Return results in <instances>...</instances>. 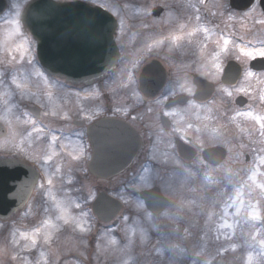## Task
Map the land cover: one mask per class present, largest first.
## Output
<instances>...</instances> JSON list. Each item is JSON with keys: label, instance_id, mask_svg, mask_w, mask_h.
Masks as SVG:
<instances>
[{"label": "flooded vegetation", "instance_id": "1", "mask_svg": "<svg viewBox=\"0 0 264 264\" xmlns=\"http://www.w3.org/2000/svg\"><path fill=\"white\" fill-rule=\"evenodd\" d=\"M31 1L0 0V25L9 29L17 25L21 36L32 43L33 38L20 24L22 12ZM84 1L105 8L116 18L118 26L115 39L121 56L112 71L91 85H72L54 78L43 70L36 59L35 66L26 67L30 77H25L24 81L33 85L30 87L33 93L25 98L16 95L23 109H16L15 112L24 122L20 132L23 134L17 137L18 146L12 148L7 139L10 133L0 139L5 141L0 147V160H18L20 164L37 171L38 176L27 197L24 179L18 178L11 183L9 178H4L0 184V261L3 264H25L22 235L40 228L42 217L48 218L62 212L63 206L58 207L56 204L57 190L61 191L58 185L64 186L66 194L74 195L75 204L79 207H73L72 212L89 214L87 234L92 235V243H97L103 229L107 227L117 230L116 236L121 234L125 227L123 216L128 204L123 201L122 185L140 179L148 167L153 171L150 177L152 181L169 179L178 171L183 176L193 175L190 177L192 183H235L238 186L250 180V171L258 168L260 153L264 160V136L261 135L260 121L245 115L251 112L253 116H264V100L260 99L264 94V68L251 70L249 57L239 49L232 50L227 56L218 55L210 40L205 49H186L190 42L197 39L195 30L202 32L204 27L208 34L221 31L226 38L248 49L250 8H233L230 0L220 3L214 0H168L160 3L157 0L112 4L105 0ZM159 7L162 10L157 15L154 10ZM261 19L259 23L264 21L262 10ZM260 32L263 39L259 45L264 48V23L260 25ZM4 34L0 32V39H4ZM203 34L200 37L202 39L206 36ZM177 35L182 49L179 48L178 59H170V55L175 56L177 53L170 54L164 42ZM155 36L162 39L163 44L153 47ZM129 52H132L135 65L130 68L127 76L122 70ZM153 61L160 63L148 72L146 86L142 87L143 70ZM229 61H235L241 66V77L232 85L222 82ZM174 63H178L177 67ZM248 72L253 75H246ZM10 73L8 71L6 74ZM5 80L8 81L9 77H5ZM201 80H204L203 83ZM199 83L203 86L199 87ZM158 84L162 86L156 92ZM214 85L215 92L211 94ZM241 85L250 86L249 91L231 93V96L225 92L235 91ZM47 87L53 89L52 94L58 98L59 110L56 114L48 115L42 94L34 97L40 88ZM199 95H208L209 99L201 101L197 98ZM178 96L181 102L168 106ZM239 96L246 97L244 106L237 104ZM32 106L39 108V112H36L39 113L38 117L30 111ZM104 118L121 120L135 128L141 139V148L122 173L108 179H99L89 172L92 147L88 129ZM27 120H30V124L26 123ZM38 127V144L31 150L23 147L26 133ZM54 133L58 136L55 142L52 139ZM63 143L67 144L66 147ZM180 147L183 148L182 155ZM214 148L213 154L208 153L209 149ZM56 153L61 158L56 157ZM59 164L68 167L69 171L73 170L70 185L64 177L47 176V171ZM136 171L140 173L139 177H134ZM258 179L264 181V174L258 175ZM156 185L161 184H153L145 190ZM91 191L95 193L93 198L89 194ZM101 193L121 200L124 204V209L109 223L100 221L93 214V201ZM71 227L64 224L61 236L72 232ZM10 239L15 242L12 250ZM16 245L19 247L15 248ZM63 249L66 255L57 256L58 247L55 253L52 251V264H100V259L86 256L85 250ZM13 256L15 259H12ZM35 256L36 251H33L32 257Z\"/></svg>", "mask_w": 264, "mask_h": 264}, {"label": "rangeland", "instance_id": "2", "mask_svg": "<svg viewBox=\"0 0 264 264\" xmlns=\"http://www.w3.org/2000/svg\"><path fill=\"white\" fill-rule=\"evenodd\" d=\"M105 1L112 4L132 1L148 3L157 0ZM166 1L168 0H160V3ZM214 1L215 3L228 2V0ZM258 1L256 0L249 9L248 18V50L253 51L261 49L259 43L263 39L260 32L261 23L259 21L262 19ZM0 27V32L5 33L4 39H0V67H5L4 69L0 68V122L8 127L10 135L7 139L9 147L12 148V146H18L17 137L22 136L23 133H20L21 125L24 124L22 117L15 115L17 109L15 95H22L21 97L25 98L28 94L33 93L30 90L33 85L24 81V78L30 77L26 67L35 66L33 53L36 45L35 42H32L33 45L28 39L21 36L17 25H12L11 29L2 25ZM203 33L206 34L204 39L200 38L204 36ZM195 35L197 39L189 43L187 50L205 49L209 40L220 56H227L232 50L239 49L240 51L243 47L238 46L236 41L226 38V35L221 34V31H212V35H210L204 27L202 32L195 30ZM158 36L153 38V40L156 39L153 41V47L163 44V40ZM173 38L170 37L164 44L170 54L177 53L175 56L170 55L169 58L178 59L179 48L182 49L180 37L177 35ZM224 40H229L230 43L225 45ZM13 56L16 57V60L9 65L7 61L12 60ZM249 59L254 58L249 57ZM134 60L132 52L127 53L123 62L125 66L122 70L123 74L129 76L130 68L135 65ZM174 64L177 67L178 63ZM8 71L11 73L6 74ZM14 73L16 75L15 84L12 83ZM5 77H9V80H5ZM249 89L250 86L241 85L235 91L225 92L231 96V93H245ZM38 92L34 97L43 95L42 101H44L48 115L58 113V98L52 94L53 89L49 87L40 88ZM57 95L60 96V94ZM26 123L30 124V120H27ZM39 129L40 127L26 133L24 137L26 142L23 147L31 150L33 146L38 144L36 140L40 136ZM53 136L58 137L56 133ZM4 143L5 141L1 140L0 147ZM63 145L66 147L67 144L63 143ZM54 155L61 158L59 153ZM259 157L258 168L254 169L253 172L250 171L251 176L255 175V181L250 179L244 185L238 186L235 183H192L190 177L193 175L183 176L178 171H175L169 179L164 178L160 180L161 182L159 180L152 181L150 177L153 171L151 167H148L140 179L122 185L123 201H127L128 204L124 211L125 227L121 234L116 236L117 230L114 231L113 228L107 227L103 229L102 236L97 243L96 241L92 243V235L87 234L89 214L72 212L73 207H76L74 195L66 194L64 186L58 185L61 191L57 190L56 204L58 207L62 205L63 210L56 215H50L48 218L42 217L41 227L36 228L40 229L39 232L33 230L22 235L24 236L26 253L25 264H52L50 257L52 251L56 252L57 247L59 248L57 256L67 254L63 248H72L74 251L85 250L86 256L100 259V264H186V261H189V264H264V250L259 243L264 240V233L255 236L251 225L246 222V212L250 211L247 209L249 203L258 204V211L264 217V190L259 187L260 184H264V181L258 179V175L263 176L264 174L262 168L264 160L261 153ZM72 172V169L69 171L68 167H62L59 164L53 170L49 169L47 176L64 177L67 179L66 183L70 185ZM156 183L161 184L163 193L172 200L170 208L157 217L148 211L138 196L140 190L150 188ZM89 194L93 198L95 193L91 191ZM238 207H240L239 215H237ZM65 220L68 223H65ZM44 222H47V226ZM64 224L71 225L72 232L61 236V231H63L61 228ZM82 228L86 231H82ZM25 236L29 239H25ZM14 238H17V235H14ZM13 239H10V250L14 249L13 243L15 242ZM32 239L36 241L35 246L31 244ZM113 240L116 243H113ZM17 247L19 246L16 245L15 248ZM94 247L96 248L94 251H97L93 255ZM33 251H36L35 257H32ZM249 253L252 254L251 257H249Z\"/></svg>", "mask_w": 264, "mask_h": 264}, {"label": "water", "instance_id": "3", "mask_svg": "<svg viewBox=\"0 0 264 264\" xmlns=\"http://www.w3.org/2000/svg\"><path fill=\"white\" fill-rule=\"evenodd\" d=\"M253 2L254 0H231L233 7L237 9H245ZM260 3L264 10V0ZM160 10L155 9V14L158 15ZM22 20L38 43L37 53L42 66L51 75L74 84H92L117 64L120 54L114 40L116 22L107 11L99 7H92L83 1L62 3L35 0L25 9ZM156 63L145 69L144 76ZM263 67L262 59L251 62V68L255 70ZM240 73V66L230 62L225 69L223 81L234 84ZM243 100V97H239L237 104L244 105ZM36 115L39 116L37 113ZM5 133L6 128L0 122V137ZM88 134L93 149L89 170L102 179L121 173L141 146L137 132L117 119L99 120L89 127ZM214 151L215 148L208 150V153L213 154ZM181 152L184 154L182 150ZM37 176L36 171L20 164L18 160H0L1 184L4 178H9L11 183L18 178L24 179L26 197ZM140 196L154 214H160L170 203L158 187L142 191ZM121 209V202L102 193L93 203L94 213L105 222L111 221Z\"/></svg>", "mask_w": 264, "mask_h": 264}, {"label": "snow or ice", "instance_id": "4", "mask_svg": "<svg viewBox=\"0 0 264 264\" xmlns=\"http://www.w3.org/2000/svg\"><path fill=\"white\" fill-rule=\"evenodd\" d=\"M248 15H250V13ZM261 23H264V21H261ZM229 43H230L229 40H224L225 45H227ZM262 43H264V42H262ZM16 51H19V49H16ZM240 51L247 57H252V58L259 57L261 59H264V48L253 51V50H248L247 46H245V47H242L240 49ZM15 60H16V57L13 56L12 61H15ZM29 63H31V61H29ZM246 75L251 76V75H253V73L248 72V73H246ZM17 87H19V85H17ZM260 99L264 100V94H262L260 96ZM245 115L250 116L253 120H259L260 121L259 127H260V131H261V135L264 136V116H260V117L253 116L251 112H248ZM52 139H53V142L56 141V137L53 136ZM250 179L255 181V175L251 176ZM49 183H51V181H49ZM259 187L262 190H264V184H260ZM76 206L79 207V205H76ZM258 208H259L258 204L253 205V204L249 203L247 206V209L250 211L246 212V222L251 225L252 229L255 232V236H259L262 233H264V217H262L260 215ZM239 214H240V207L237 208V215H239ZM44 223H45V226H47V222H44ZM65 223H68V221L65 220ZM258 225H259V227H258ZM81 230L86 231L83 228ZM36 231L39 232L40 229H36ZM255 236H253V239H255ZM25 239H29V237L25 236ZM261 241H264V240H261ZM113 243H116L115 240H113ZM31 244H32V246H35V244H36L35 239H32ZM233 247H235V246H233Z\"/></svg>", "mask_w": 264, "mask_h": 264}, {"label": "clouds", "instance_id": "5", "mask_svg": "<svg viewBox=\"0 0 264 264\" xmlns=\"http://www.w3.org/2000/svg\"><path fill=\"white\" fill-rule=\"evenodd\" d=\"M7 63L10 65V64L12 63V60L7 61ZM15 82H16V75H15V73H14V74L12 75V83L15 84ZM259 243H260V246H261L262 250H264V241H260ZM251 255H252V254L249 253V257H251ZM12 259H15V257L13 256ZM0 264H3V262L0 261Z\"/></svg>", "mask_w": 264, "mask_h": 264}]
</instances>
